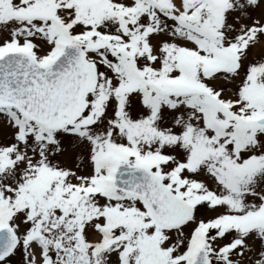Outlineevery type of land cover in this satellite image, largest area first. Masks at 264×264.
I'll list each match as a JSON object with an SVG mask.
<instances>
[{"label":"snow or ice","instance_id":"obj_1","mask_svg":"<svg viewBox=\"0 0 264 264\" xmlns=\"http://www.w3.org/2000/svg\"><path fill=\"white\" fill-rule=\"evenodd\" d=\"M0 264H264V0H0Z\"/></svg>","mask_w":264,"mask_h":264}]
</instances>
